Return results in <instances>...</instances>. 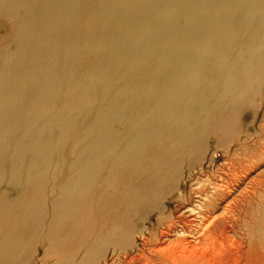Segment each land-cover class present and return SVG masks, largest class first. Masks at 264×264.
Returning <instances> with one entry per match:
<instances>
[{"label": "bare ground", "instance_id": "1", "mask_svg": "<svg viewBox=\"0 0 264 264\" xmlns=\"http://www.w3.org/2000/svg\"><path fill=\"white\" fill-rule=\"evenodd\" d=\"M0 33V264H264V0H0Z\"/></svg>", "mask_w": 264, "mask_h": 264}, {"label": "rangeland", "instance_id": "2", "mask_svg": "<svg viewBox=\"0 0 264 264\" xmlns=\"http://www.w3.org/2000/svg\"><path fill=\"white\" fill-rule=\"evenodd\" d=\"M1 34V33H0ZM138 237H140V236H138ZM52 264V263H51Z\"/></svg>", "mask_w": 264, "mask_h": 264}]
</instances>
